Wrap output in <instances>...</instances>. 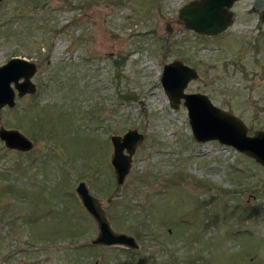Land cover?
Segmentation results:
<instances>
[{
  "label": "rangeland",
  "instance_id": "374dc122",
  "mask_svg": "<svg viewBox=\"0 0 264 264\" xmlns=\"http://www.w3.org/2000/svg\"><path fill=\"white\" fill-rule=\"evenodd\" d=\"M188 1L1 0L0 64L36 61L40 87L0 108V126L33 142L0 138V264H264V165L196 141L160 81L178 57L199 74L185 91L264 130V20L237 0L225 30L201 34L178 19ZM128 128L143 139L118 183L111 134ZM80 180L138 248L91 242Z\"/></svg>",
  "mask_w": 264,
  "mask_h": 264
},
{
  "label": "water",
  "instance_id": "95a60500",
  "mask_svg": "<svg viewBox=\"0 0 264 264\" xmlns=\"http://www.w3.org/2000/svg\"><path fill=\"white\" fill-rule=\"evenodd\" d=\"M235 1L237 0H190L180 6L178 19L195 32L217 34L230 25L233 16L231 7ZM250 11L259 13L264 20V0H252ZM170 22L167 21L168 32L171 30ZM35 69L34 61L18 55L0 64V108L4 105H15L16 90L18 96L35 91V85L30 79ZM20 78L23 80L20 81ZM198 78L197 70L178 57L165 62L160 75L170 105L178 107L182 101L187 108L194 139H216L252 156L264 165V130L259 129L249 134L246 124L239 116L214 104L206 93L185 91L188 83ZM0 138L10 149L28 151L33 147L32 140L17 128L1 125ZM142 139L143 133L135 128H128L123 134H111L113 152L110 162L118 183L124 181L132 164V155ZM75 191L81 204L97 224V234L91 239L93 244L121 245L133 249L139 247L132 234L116 231L112 227L102 200L90 191L84 180L77 183Z\"/></svg>",
  "mask_w": 264,
  "mask_h": 264
},
{
  "label": "flooded vegetation",
  "instance_id": "af4514ba",
  "mask_svg": "<svg viewBox=\"0 0 264 264\" xmlns=\"http://www.w3.org/2000/svg\"><path fill=\"white\" fill-rule=\"evenodd\" d=\"M29 60H31V59H29ZM32 61H34V60H32ZM35 62V64H36V69H35V71H34V73L32 74V76H31V81L34 83V85H35V91L33 92V93H29V92H27V93H25L24 95H21V96H18L17 95V90H16V97H25V96H33V95H35L36 94V91L37 90H39V81L38 80H34V76L36 75V72H37V69H38V64H37V62L36 61H34ZM3 64V63H2ZM20 81L21 80H23V78H20L19 79ZM12 85H14V83L12 82L11 83ZM16 104V103H15ZM5 106V105H4ZM8 106V105H7ZM8 107H10V106H8ZM12 107V106H11ZM13 149V148H12ZM19 151H21V152H25V151H22V150H19Z\"/></svg>",
  "mask_w": 264,
  "mask_h": 264
}]
</instances>
